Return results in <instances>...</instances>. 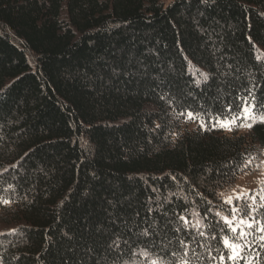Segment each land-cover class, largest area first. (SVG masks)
<instances>
[{"label":"trees","instance_id":"trees-1","mask_svg":"<svg viewBox=\"0 0 264 264\" xmlns=\"http://www.w3.org/2000/svg\"><path fill=\"white\" fill-rule=\"evenodd\" d=\"M250 92L264 115V0H0L3 264H213L179 216L261 163L264 122H209Z\"/></svg>","mask_w":264,"mask_h":264},{"label":"snow or ice","instance_id":"snow-or-ice-1","mask_svg":"<svg viewBox=\"0 0 264 264\" xmlns=\"http://www.w3.org/2000/svg\"><path fill=\"white\" fill-rule=\"evenodd\" d=\"M257 59L260 60L261 56L258 55ZM200 75L204 81L209 79L208 73L201 72ZM195 82L197 86L201 83L199 79ZM241 101L242 104L235 114H233L232 108L229 107L225 110L223 116L217 114L209 117L212 127L215 129L218 126L225 131H233L236 128L251 129L253 123L246 121L255 122L259 120L260 122H264V115L257 116L255 113L256 103L251 92L247 97H241ZM180 115L184 116L186 121L198 120L199 126L207 129V124L198 113L188 110L186 113L181 112ZM261 163H264V161H261ZM251 164L252 159L248 158L242 167H248ZM172 179L176 180V177H172ZM8 187L11 188L12 185ZM220 195H223V193ZM234 200L236 203H233ZM260 200L264 201V195L260 196ZM11 203L8 199L0 198V204L3 206H10ZM207 203L211 202L208 201ZM224 203L230 206V212L228 215H224L220 211L215 212L214 215L218 220L214 223L205 222L211 209H208L203 217H200L199 213H193L196 219L192 221L187 216L180 215L179 221L182 222L184 229H192L196 235L203 238L198 246L206 248L208 258L213 264H226V260L227 264H241V261L243 264H258L261 253L264 252V217L258 218L260 209H264V203L257 205L256 195H249L246 190H242L234 197L229 196L225 199ZM175 230L179 232L181 228L177 227ZM12 231H15V229H12ZM209 231L212 232L210 237L208 235ZM142 234L148 236V229H145ZM195 238V236H192V241H195ZM209 239L217 241L218 245H222L224 251L220 252L218 256L213 255L211 244L203 242ZM179 243L183 248V256L179 259V264H191L188 258L189 250L192 248L191 242L180 240ZM112 246L119 248L118 241H113ZM192 251L193 255H196L195 250L192 249ZM140 254L144 256L150 255L146 249H142ZM172 255L176 257L177 253L173 252ZM0 264H3L2 258H0ZM150 264H166V262L160 257H156L151 259Z\"/></svg>","mask_w":264,"mask_h":264},{"label":"rangeland","instance_id":"rangeland-1","mask_svg":"<svg viewBox=\"0 0 264 264\" xmlns=\"http://www.w3.org/2000/svg\"><path fill=\"white\" fill-rule=\"evenodd\" d=\"M262 155V161H264V149ZM262 182H264V163H259L256 164V167L252 166L251 169L246 171L245 174L241 175L236 180L233 191L228 195V197H234L242 190H246L249 195H256V203H264V201L260 200V196L264 195V183Z\"/></svg>","mask_w":264,"mask_h":264}]
</instances>
